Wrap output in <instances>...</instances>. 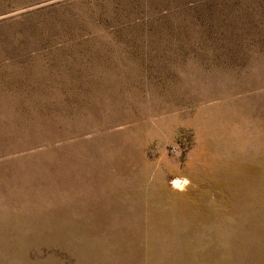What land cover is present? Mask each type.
Listing matches in <instances>:
<instances>
[{"label": "rangeland", "instance_id": "obj_1", "mask_svg": "<svg viewBox=\"0 0 264 264\" xmlns=\"http://www.w3.org/2000/svg\"><path fill=\"white\" fill-rule=\"evenodd\" d=\"M0 264H264V0H0Z\"/></svg>", "mask_w": 264, "mask_h": 264}, {"label": "clouds", "instance_id": "obj_2", "mask_svg": "<svg viewBox=\"0 0 264 264\" xmlns=\"http://www.w3.org/2000/svg\"><path fill=\"white\" fill-rule=\"evenodd\" d=\"M175 154L177 157H179L180 153V149H179V145H175L173 148ZM169 183L171 184L172 188L174 190H179L181 192L186 191L188 186L191 185V180L187 177L185 178H176L174 177L171 181H169Z\"/></svg>", "mask_w": 264, "mask_h": 264}]
</instances>
